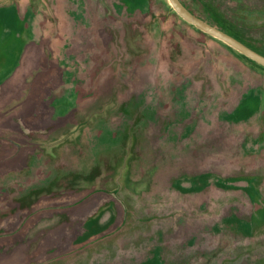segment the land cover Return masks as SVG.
I'll return each mask as SVG.
<instances>
[{"label": "rangeland", "instance_id": "rangeland-1", "mask_svg": "<svg viewBox=\"0 0 264 264\" xmlns=\"http://www.w3.org/2000/svg\"><path fill=\"white\" fill-rule=\"evenodd\" d=\"M181 1L264 53V0ZM0 264H264V66L168 0H0Z\"/></svg>", "mask_w": 264, "mask_h": 264}, {"label": "water", "instance_id": "water-1", "mask_svg": "<svg viewBox=\"0 0 264 264\" xmlns=\"http://www.w3.org/2000/svg\"><path fill=\"white\" fill-rule=\"evenodd\" d=\"M174 11L184 19L188 24L195 26L197 29L203 31L204 34L220 40V42L236 49L238 53L255 61V63L264 66V55L255 51V49L242 43L237 38L229 35L221 30V28L214 26L203 18L191 12L181 0H168Z\"/></svg>", "mask_w": 264, "mask_h": 264}, {"label": "trees", "instance_id": "trees-1", "mask_svg": "<svg viewBox=\"0 0 264 264\" xmlns=\"http://www.w3.org/2000/svg\"><path fill=\"white\" fill-rule=\"evenodd\" d=\"M184 3V2H183ZM186 5V4H185ZM187 7V6H186ZM188 8V7H187ZM189 10H190V8H188ZM191 11V10H190ZM191 12H193V11H191ZM195 14V13H194ZM199 16V15H198ZM200 17V16H199ZM202 18V17H201ZM206 21V20H205ZM208 23H210V24H212V25H214V26H217V27H219V28H221V30L222 31H224V32H226V33H228L229 35H231V36H233V37H235V38H237L239 41H241L242 43H244V44H246V45H248L249 47H251V48H253V49H255V51H257L258 53H260V54H262V55H264V53L262 52V51H260V50H258L257 48H255V46L254 45H252V44H250V43H248V42H246V41H244V40H242L241 38H239L238 37V35H237V33L236 32H234L233 30H231L230 28H227V27H223V26H221V24H213V23H211V22H208ZM243 58H245V59H247L248 61H250V62H252V63H254L256 66H260V65H258L257 63H255V61H253V60H251V59H249V58H247V57H245V56H243ZM262 67V66H261ZM237 74H240V73H237ZM230 75L232 76L231 78H233V72L231 71L230 72ZM238 78V77H237ZM238 80H242V77H240ZM249 90H251V88L249 89H246L245 91H249ZM244 91V92H245Z\"/></svg>", "mask_w": 264, "mask_h": 264}, {"label": "crops", "instance_id": "crops-1", "mask_svg": "<svg viewBox=\"0 0 264 264\" xmlns=\"http://www.w3.org/2000/svg\"><path fill=\"white\" fill-rule=\"evenodd\" d=\"M68 50H69V49H68ZM68 50H67V51H68ZM65 80H66V78H65ZM65 82H66V81H61V82H60V88H62V85L65 84ZM52 89H53V88H52ZM44 97H45V95L42 96V99H43Z\"/></svg>", "mask_w": 264, "mask_h": 264}, {"label": "flooded vegetation", "instance_id": "flooded-vegetation-1", "mask_svg": "<svg viewBox=\"0 0 264 264\" xmlns=\"http://www.w3.org/2000/svg\"><path fill=\"white\" fill-rule=\"evenodd\" d=\"M64 85V84H63Z\"/></svg>", "mask_w": 264, "mask_h": 264}]
</instances>
